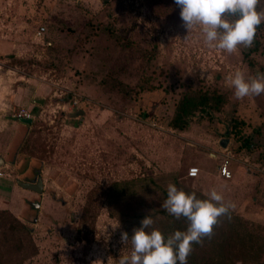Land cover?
Segmentation results:
<instances>
[{
    "label": "rangeland",
    "instance_id": "rangeland-1",
    "mask_svg": "<svg viewBox=\"0 0 264 264\" xmlns=\"http://www.w3.org/2000/svg\"><path fill=\"white\" fill-rule=\"evenodd\" d=\"M179 12L174 0H0L3 264H118L132 250L121 232L145 215L171 234L169 183L222 192L235 207L210 238L218 259L264 264V94L236 100L225 80L264 72V23L253 47L227 54ZM212 89L221 111L169 125L183 93ZM36 177L41 192L19 183Z\"/></svg>",
    "mask_w": 264,
    "mask_h": 264
},
{
    "label": "clouds",
    "instance_id": "clouds-1",
    "mask_svg": "<svg viewBox=\"0 0 264 264\" xmlns=\"http://www.w3.org/2000/svg\"><path fill=\"white\" fill-rule=\"evenodd\" d=\"M180 9L181 26L187 32L198 28L207 47L227 54H238L240 47L254 46L257 28L264 23V11L258 10L261 0H174ZM226 86L236 100L264 94V72L246 76L236 69L225 77ZM185 192L173 183L167 185V198L161 207L176 219L188 221L186 230H176L165 238L152 226L155 220L145 215L140 226L129 236L121 232V242L131 241V252L121 255L118 264H188L194 244L211 238L221 218L231 219L235 205L225 202L222 192L215 188L204 193ZM115 227H119V223ZM150 229V230H149Z\"/></svg>",
    "mask_w": 264,
    "mask_h": 264
},
{
    "label": "trees",
    "instance_id": "trees-1",
    "mask_svg": "<svg viewBox=\"0 0 264 264\" xmlns=\"http://www.w3.org/2000/svg\"><path fill=\"white\" fill-rule=\"evenodd\" d=\"M248 63L254 66V62L251 59H248ZM226 100H227L226 95L221 92H218L215 89L209 91L208 90L187 91L182 94V96L175 104L173 115L169 120V125L174 129H184L189 126V124L194 119L197 113H200L201 115H206L208 117H212L214 112L221 111L222 106L226 102ZM234 123H236V121ZM243 140H244L243 142L244 145L251 146L253 144L252 134L244 136ZM196 195L200 199L206 198L203 194L196 193ZM2 213L10 214V212L6 210H2ZM170 217L172 218L171 234L176 230H181V231L186 230L188 221L185 218L181 217L180 219H176L171 215ZM231 217L234 218L233 212H231ZM15 222L18 223V220L16 218H15ZM19 225H20L19 228H21L22 231H24L25 233H29V229L27 227L21 226L20 222ZM217 226L214 227L213 234L218 231ZM0 264H3L1 260H0ZM188 264H237V263L229 259L225 261H221L220 259H218V255L215 253L210 243V238H205L202 244L193 245V251L188 258Z\"/></svg>",
    "mask_w": 264,
    "mask_h": 264
},
{
    "label": "built area",
    "instance_id": "built-area-1",
    "mask_svg": "<svg viewBox=\"0 0 264 264\" xmlns=\"http://www.w3.org/2000/svg\"><path fill=\"white\" fill-rule=\"evenodd\" d=\"M43 30H44V27L41 26L40 29L37 30V34L41 35L43 33ZM22 115L29 117V114L25 111L22 113ZM227 156L228 155H226V157L224 158V160L222 161L221 166H220V170H221L222 175H226V176H228L230 173V171L228 169V163H229L228 161L229 160L227 159ZM198 172H199V169L196 166L189 167L187 170V174L190 177L197 176Z\"/></svg>",
    "mask_w": 264,
    "mask_h": 264
},
{
    "label": "water",
    "instance_id": "water-1",
    "mask_svg": "<svg viewBox=\"0 0 264 264\" xmlns=\"http://www.w3.org/2000/svg\"><path fill=\"white\" fill-rule=\"evenodd\" d=\"M82 110H79L78 112L73 113L72 115H78L80 113H82ZM19 120L25 124H28L32 121V119L30 117H19ZM0 162H2V160L0 159ZM22 186L26 187V188H30L32 190H35L37 192H41L42 191V181L39 179L36 183H32V182H19ZM30 204L33 207H38V203H33L30 202ZM35 219V218H34Z\"/></svg>",
    "mask_w": 264,
    "mask_h": 264
},
{
    "label": "flooded vegetation",
    "instance_id": "flooded-vegetation-1",
    "mask_svg": "<svg viewBox=\"0 0 264 264\" xmlns=\"http://www.w3.org/2000/svg\"><path fill=\"white\" fill-rule=\"evenodd\" d=\"M38 180H39V179H37V177H36L35 181H34V182H32V183H36Z\"/></svg>",
    "mask_w": 264,
    "mask_h": 264
}]
</instances>
